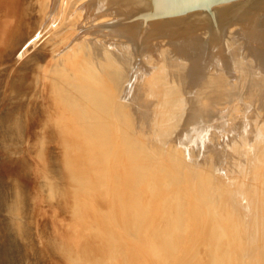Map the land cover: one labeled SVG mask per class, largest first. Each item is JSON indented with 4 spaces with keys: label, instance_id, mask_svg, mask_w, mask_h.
<instances>
[{
    "label": "bare ground",
    "instance_id": "1",
    "mask_svg": "<svg viewBox=\"0 0 264 264\" xmlns=\"http://www.w3.org/2000/svg\"><path fill=\"white\" fill-rule=\"evenodd\" d=\"M23 1L0 0V40L13 53L32 19L47 30L25 72L43 90L26 130L75 196L65 242L42 257L109 264L122 246L133 264H188L199 251L197 264H264V0L174 14L184 0Z\"/></svg>",
    "mask_w": 264,
    "mask_h": 264
},
{
    "label": "rangeland",
    "instance_id": "2",
    "mask_svg": "<svg viewBox=\"0 0 264 264\" xmlns=\"http://www.w3.org/2000/svg\"><path fill=\"white\" fill-rule=\"evenodd\" d=\"M27 1L28 0H24L23 4L24 6H27L29 8ZM29 1L35 2V0ZM36 15L37 14L35 13V17ZM35 23L36 19H32L31 24L27 23L25 25L23 31L24 34L18 40L20 42H22L23 40V43H21L20 48H18L17 46V49H15L13 53H9V50L7 49L10 40L12 39L6 37L3 41L0 40V47L2 46L0 50L4 51V54L0 55V186H2L6 195L4 198L0 199V264H66L62 261L64 259L61 260L62 257L54 258L56 257L54 256V254H52L53 257H42L43 252L45 253L46 248L48 249L47 244H50L49 242L53 241V243L58 244H62L65 242L61 240L64 237H67L66 234H69V232L67 231L69 229L64 227L65 225L63 224H67L72 220V213L69 211L66 212V210L72 209L75 196L72 197L69 195V197L65 194L68 191L71 192L74 187L72 181H70L69 178L66 179L67 177L64 176L66 171L63 170V167L57 165L55 166L54 171H59L56 175H53L52 173L54 172H50V169L47 166V171L43 170L44 162L46 164L48 161V150H42V148H44V145L41 144V140H38V142H34L33 134L27 133L26 130L28 126L27 116L30 109V101L32 102V100H35V97L37 98L36 101H40V96L43 93L42 88L37 84L36 81L33 84V80L35 78H33L31 75H28L29 78L27 76L25 78V75L31 74L29 73V68L34 61V57L36 55L38 56L37 53L42 52V48L44 46L43 41L45 39V36L47 37V35H45L47 30H45V32H41V34H43H40L42 37L39 36L37 32H35ZM32 36L34 38L36 37V40H33L34 38ZM37 36H39V38ZM34 41L36 43L38 42V45ZM33 43H35L37 46ZM25 44L26 47L24 46ZM34 46L36 48H34ZM30 58H32L33 60H31ZM28 59L30 60L28 61ZM45 63L46 61L44 60V63L42 65H44ZM10 71L12 75L14 74V72L15 74L12 76ZM25 72L28 73L25 74ZM37 73L35 72V74ZM16 76L19 80L21 79L20 81L24 84V87L22 89L23 93L20 95H16L11 85L12 82L17 80ZM30 83L33 86H30ZM7 84L8 87L6 86ZM29 86L30 89L28 88ZM39 87L41 88V91ZM6 88H10L9 91L8 89L6 91ZM36 114H38V112ZM54 143L55 141L53 142V144H50L52 151L50 153L54 156H57L59 149L54 145ZM228 165L229 164H226V166H221L223 170L219 169L224 171H220L222 172V174L220 175H222L223 178L226 179H228L229 177H226L227 174L229 175V173L231 172L228 171V169L230 170V168H228ZM223 173H225V175ZM66 180H69L68 183L66 182ZM51 187L55 189L54 192L52 191ZM66 188L69 190L66 191ZM7 194L9 195L8 197ZM61 197L63 200L61 199ZM66 197L68 198V200L65 199ZM60 199L62 205L60 204ZM69 200L70 203L73 204L72 206H70L71 208H69L68 206ZM58 204L61 205L60 209ZM64 204L66 209L62 208ZM91 211H86L85 214H83V211L81 214L85 220L89 218L88 220H90V223L93 222L94 218L96 217L93 216L92 213L94 212ZM85 215H89V217ZM84 219L83 222L82 220L80 222V219L78 221L81 224L88 226L89 221L88 223H85ZM29 228L31 229L29 230ZM63 234H65L66 236L62 237ZM79 244L83 245L84 242L80 241ZM28 248L29 251H27ZM82 249L84 252V246L80 247V252L82 251ZM113 252H110V254L112 253L113 255L112 257H109L107 255L109 254V251L106 255L104 253L105 257L108 256L109 258H111L109 264L112 261L114 262L112 258H114L115 255L117 257L118 255L125 256L126 253H128L126 249L123 250L122 246H118L117 249ZM198 255L199 256L197 258L194 256L188 257V264H197L198 262L196 260H199L203 257V252L199 251ZM126 256L128 257L122 258L123 260L118 257L117 262L115 260L114 263L128 264L131 259L129 258V255ZM130 262L132 263L133 261L131 260Z\"/></svg>",
    "mask_w": 264,
    "mask_h": 264
},
{
    "label": "water",
    "instance_id": "3",
    "mask_svg": "<svg viewBox=\"0 0 264 264\" xmlns=\"http://www.w3.org/2000/svg\"><path fill=\"white\" fill-rule=\"evenodd\" d=\"M201 1L204 5H207V3L211 2V1H218V0H184V2L174 11L169 12V14H174L186 9H190L194 6H196L198 4V2Z\"/></svg>",
    "mask_w": 264,
    "mask_h": 264
}]
</instances>
